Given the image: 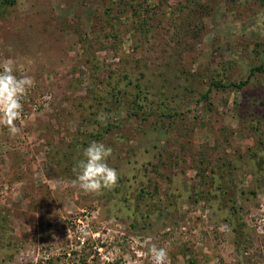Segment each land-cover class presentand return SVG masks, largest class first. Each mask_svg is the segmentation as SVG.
Instances as JSON below:
<instances>
[{
	"label": "rangeland",
	"instance_id": "rangeland-1",
	"mask_svg": "<svg viewBox=\"0 0 264 264\" xmlns=\"http://www.w3.org/2000/svg\"><path fill=\"white\" fill-rule=\"evenodd\" d=\"M4 1L0 60L35 85L21 134L0 125V264H153L151 243L171 264H264V73L235 86L264 66L260 0ZM110 83L123 99L100 107ZM94 141L119 177L100 195L72 184Z\"/></svg>",
	"mask_w": 264,
	"mask_h": 264
},
{
	"label": "clouds",
	"instance_id": "clouds-1",
	"mask_svg": "<svg viewBox=\"0 0 264 264\" xmlns=\"http://www.w3.org/2000/svg\"><path fill=\"white\" fill-rule=\"evenodd\" d=\"M17 71L16 61L0 60V125H3L12 137L21 134L18 122L23 123L22 101L35 85L31 76L18 77ZM111 156V147L102 142L89 143L83 148L80 158L75 163L73 186L85 194L93 195H100L104 190L112 189L119 177L117 171L109 165ZM139 255L149 258L153 264H171L167 247L157 246L156 243L149 244L147 250ZM133 264H143V261H133Z\"/></svg>",
	"mask_w": 264,
	"mask_h": 264
},
{
	"label": "trees",
	"instance_id": "trees-1",
	"mask_svg": "<svg viewBox=\"0 0 264 264\" xmlns=\"http://www.w3.org/2000/svg\"><path fill=\"white\" fill-rule=\"evenodd\" d=\"M4 2L8 3V4H14L15 0H5ZM261 4L264 5V0H260ZM135 10V9H134ZM137 11L135 10V13ZM255 73H259V74H263L264 73V66H259V67H255L251 72L250 75L248 77V79L246 81L240 82L239 84L235 85L236 88H242L244 87L248 82L249 79L251 78V76L255 75ZM214 84V86L220 87L222 86L221 83H212ZM110 87L108 89H105L106 92H95L98 96L96 98V102L97 104L101 107V106H106L109 102H112L113 100L116 102L118 101V99H123L124 96V91L122 88L119 87L118 83H110L109 84ZM140 87V85H137ZM139 98V99H138ZM202 98L206 99L207 95H203ZM141 98L138 97L137 95H134V99L132 100V102H130V105H132V107L137 108V111L139 112H144V108L149 107V100L147 97H144V101H140ZM133 118H139V113L138 112H130L129 113ZM147 117H144V119H142V122L146 121ZM146 119V120H145ZM98 124L100 127L103 126L104 124V120L98 121ZM111 127V126H110ZM97 133V134H96ZM96 133H92L93 137L96 135L98 137H100L101 133L97 132ZM103 135V134H102ZM101 135V136H102ZM98 137H95L96 139H98ZM223 166L225 165V163H222ZM231 163L228 162V166H230ZM264 171V168L262 167L261 172ZM253 176H254V180L256 182V185L258 184V186H263L264 183H260V179L258 180L257 178V171L253 172ZM221 177L223 180V176H218ZM220 179V178H219ZM120 180V179H119ZM214 183L217 184L216 188H214V192H215V196L216 198H219L218 200H222L224 207H226L229 204L228 207V211H229V217H226L227 221H234L235 219H238L240 216V208L237 207V200L234 197V192L238 189L237 185L233 182L232 179H229L227 181V183H222V181L218 180L217 177H214ZM213 187H215V185L213 184ZM212 187V188H213ZM213 191H210L211 194H213ZM210 194V193H209ZM213 195V196H214ZM212 196V197H213ZM219 196V197H218ZM227 202V203H226Z\"/></svg>",
	"mask_w": 264,
	"mask_h": 264
}]
</instances>
